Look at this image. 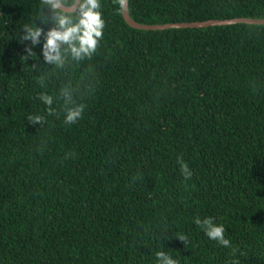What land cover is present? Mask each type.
I'll return each instance as SVG.
<instances>
[{"label":"trees","instance_id":"trees-1","mask_svg":"<svg viewBox=\"0 0 264 264\" xmlns=\"http://www.w3.org/2000/svg\"><path fill=\"white\" fill-rule=\"evenodd\" d=\"M100 2L97 51L60 70L43 39L21 61L41 0H0V264H156L157 251L264 264V25L139 30ZM129 13L142 25L264 19V0H129ZM82 77V118L65 124L62 101L48 115L38 95ZM209 216L230 248L194 223Z\"/></svg>","mask_w":264,"mask_h":264},{"label":"clouds","instance_id":"clouds-1","mask_svg":"<svg viewBox=\"0 0 264 264\" xmlns=\"http://www.w3.org/2000/svg\"><path fill=\"white\" fill-rule=\"evenodd\" d=\"M119 11L124 12L128 7V0H116ZM100 0H41V13L39 23L25 24L23 35L19 37L20 42L30 41V46H26L25 54L21 56V61L27 63L29 59L37 56L34 47L43 43V59L47 65L54 66L55 69L63 70L73 63H79L85 59H91L99 47L100 40L103 39L105 21ZM41 25H51L46 31ZM34 69L37 64L31 65ZM45 77L39 78L41 87H44ZM91 88L90 83L85 82L84 78L75 86L72 81L64 84L57 96L43 92L38 95V99L47 106L48 115H56L57 110L53 107L56 101H62L61 108L64 112V123L74 124L82 118L86 104L79 101L82 96ZM27 120L33 125L40 124L41 127L46 122L44 115H29ZM180 171L185 179H191L193 173L189 165L184 162L182 157L177 158ZM194 223L200 227L205 235L217 241L221 246L230 248L231 241L225 237V227L223 224H216L214 217H197ZM177 238L188 243L186 235H179ZM238 249H233L232 256H236ZM156 264H179L165 251L156 252ZM231 264H240L238 259L231 261Z\"/></svg>","mask_w":264,"mask_h":264},{"label":"water","instance_id":"water-1","mask_svg":"<svg viewBox=\"0 0 264 264\" xmlns=\"http://www.w3.org/2000/svg\"><path fill=\"white\" fill-rule=\"evenodd\" d=\"M125 22L132 28L139 30H167V29H194V28H208L213 26H230L235 24H249V25H264V19H248V18H236L230 20H208L203 22L192 23H171L163 25H142L133 20L129 13V0L127 10L122 12Z\"/></svg>","mask_w":264,"mask_h":264}]
</instances>
